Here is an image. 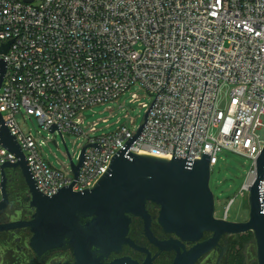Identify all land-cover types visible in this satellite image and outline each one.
Listing matches in <instances>:
<instances>
[{"label":"built area","instance_id":"2783aa9c","mask_svg":"<svg viewBox=\"0 0 264 264\" xmlns=\"http://www.w3.org/2000/svg\"><path fill=\"white\" fill-rule=\"evenodd\" d=\"M7 43L0 112L44 194L76 179L72 164L50 162L43 145L51 139L26 133L17 115H34L56 144L61 134L64 142L84 135L82 148L99 142L100 149L87 146L73 185L92 188L141 125L95 135L100 120L86 126L83 113L118 102L135 85L152 99L141 103L146 112L156 100L130 152L193 160L206 153L211 169L223 151L241 154L252 160L240 190L248 193L264 148V0H0V49ZM53 123L60 131L49 130ZM8 160L18 158L0 143V200Z\"/></svg>","mask_w":264,"mask_h":264},{"label":"water","instance_id":"95a60500","mask_svg":"<svg viewBox=\"0 0 264 264\" xmlns=\"http://www.w3.org/2000/svg\"><path fill=\"white\" fill-rule=\"evenodd\" d=\"M24 1L32 3L35 0ZM9 44L0 51L7 52ZM6 69L7 61L0 58V87ZM152 106L145 113V123L118 150L109 168L92 188L74 191L73 185L79 178L87 146L100 149L101 144H87L81 149L78 161L74 162L62 137L76 179L69 186L59 188L54 195H46L39 190L22 147L0 112V143L18 158L16 162L8 160L1 164L0 211L10 203L6 168L20 171L29 190L26 201L35 211L28 220L0 222V232L29 228L32 233L29 246L38 255L69 243L77 264H152L149 250L129 237L130 215H134L144 220V233L151 242L161 250H176L172 264H197L223 236L248 232H252L256 239L258 264H264V188L261 184L264 179V148L256 160V174L249 186L248 220L237 222L217 218L215 197L210 186V154L201 153V159L193 160L174 154L172 159H167L129 151L148 122ZM55 128L60 131L56 123L49 130L53 132ZM148 202L159 207L155 218L166 233L174 234L176 238L160 241L154 236ZM206 232L212 235L203 240ZM124 244L146 252V260L140 263L125 256L109 263L101 261L111 253L119 252ZM187 244L192 246L187 248Z\"/></svg>","mask_w":264,"mask_h":264},{"label":"rangeland","instance_id":"374dc122","mask_svg":"<svg viewBox=\"0 0 264 264\" xmlns=\"http://www.w3.org/2000/svg\"><path fill=\"white\" fill-rule=\"evenodd\" d=\"M133 92H136L139 97V100L135 102L130 101L131 93ZM151 100L150 95L145 90L138 85H135L123 94L118 102L112 101L104 104H97L85 110L83 113L85 125L87 126L94 121L100 120L95 135L111 133L123 124H127L131 128L133 125L131 121H133L134 125L138 128L143 123L146 113V108L142 107L141 103L146 102L151 104ZM227 104L228 88L226 87L221 94L220 108L225 109ZM125 115H127V117ZM103 118H108V121L103 122ZM17 120L26 133L32 132L34 136H40L41 140L44 141H46L47 138L51 139L50 141L45 142L43 145V151L48 156V160L56 167H61L63 163L71 162L67 149L70 154L74 155V161H78L82 148L81 145L86 142L84 135H81L80 137L67 135L65 142L67 146L66 149L61 136H58V144H56L52 140L53 135L40 126L34 115L32 117H29L28 115L24 117L22 114H18ZM220 158L221 160L218 164L211 169L210 178V186L215 197V216L217 218H223L225 216L227 205L232 199H234L229 208L228 220L237 222L246 221L249 218L250 211L248 193L242 196L240 190L247 181L252 166V160L246 156L227 150L220 154ZM22 179L24 180L21 174L19 180L13 185L16 187L19 186L20 188V186L23 185V182L21 181ZM9 194L10 203L5 210L0 211V222L31 219L35 211L30 207L28 202L25 201L29 195L28 187L26 193L22 197L18 196L12 190ZM10 232H13V230L0 233V264L24 263L25 259L27 261V257L22 255L23 252L19 249V246L29 250V241L32 233H29L24 229L20 230L18 233L14 232V234H11ZM12 237L21 238V241L15 242V239ZM233 239L234 237H232V235H225L224 241L227 242V251L221 255L216 249L212 250L197 264H225V261L229 257V251ZM237 248L238 246L236 249ZM243 254L245 264H258L255 236L246 244ZM172 258L173 257H169V261L165 264H170Z\"/></svg>","mask_w":264,"mask_h":264},{"label":"flooded vegetation","instance_id":"af4514ba","mask_svg":"<svg viewBox=\"0 0 264 264\" xmlns=\"http://www.w3.org/2000/svg\"><path fill=\"white\" fill-rule=\"evenodd\" d=\"M19 177H21L20 171L13 170V172L10 173L9 183H11L13 181V179H14V183H16V181L19 180ZM9 196H10V194H9ZM147 208H148L150 214L152 215L151 228H152L154 236L160 241H165V240H169L171 238H176V236L174 234L166 233L163 230V228L161 227V225L158 223L157 219L155 218V216L158 215L159 207H157L156 205H154L151 202H148ZM130 216L132 218V222L130 225L129 237L131 239H133L138 245H140L142 247H146L149 250L151 257L153 258L152 264H165L167 261H169V257H173L171 259V262H170V264H172L175 257H176V254H177L176 250H174V249L173 250H161L156 244L151 242L147 238V236L145 235V233H144V226H145L144 220L139 216H134V215H130ZM85 220H87V219H85ZM132 224L138 225L139 229L141 230V236L139 238L133 237L132 232H131ZM23 229L25 231L31 233L29 228H21V229L13 230V232H10V233L11 234H14V232L18 233L20 230H23ZM4 232H8V231H4ZM4 232H0V233H4ZM211 235H212L211 233L206 232L204 234L203 240L210 238ZM12 238L15 239V242L21 241V238H15V237H12ZM191 246H192V244L186 245L187 248H190ZM228 246H229V242H228ZM19 249L22 250V252H23L22 255L27 257V261L25 259L24 263L20 262L17 264H77V258L74 255L73 248L69 243L65 244L62 247L51 249V250L43 253L42 255H38L31 248L28 250L27 248H24V247L22 248L21 246H19ZM215 249L217 251H219L221 255H223L227 251V242L224 241V236L220 239L219 244L213 250H215ZM207 254H205V255H207ZM205 255H203L199 259V261ZM125 256H129V257L137 260L138 262L143 263L146 260L148 254L146 252L136 250L134 247H132L129 244H124L122 246V249L119 252H113L109 255V257H106V258L102 259L101 261L103 263H109L116 258L125 257ZM225 264H228V259L225 261Z\"/></svg>","mask_w":264,"mask_h":264},{"label":"trees","instance_id":"16d2710c","mask_svg":"<svg viewBox=\"0 0 264 264\" xmlns=\"http://www.w3.org/2000/svg\"><path fill=\"white\" fill-rule=\"evenodd\" d=\"M21 181L23 182V185L20 186L19 188V186L16 187L13 185L14 184V179H13V181L8 184L9 192H11L12 190L18 196L22 197L26 193L27 187L24 180L22 179ZM131 232L133 237L139 238L141 236V230L136 224H132ZM232 237H234V239L231 242L228 264H245V258L243 254L244 247L250 241V239L254 238V234L252 232H248L241 235H234V236L232 235ZM237 246L238 248L236 249Z\"/></svg>","mask_w":264,"mask_h":264},{"label":"bare ground","instance_id":"6f19581e","mask_svg":"<svg viewBox=\"0 0 264 264\" xmlns=\"http://www.w3.org/2000/svg\"><path fill=\"white\" fill-rule=\"evenodd\" d=\"M253 180V179H252Z\"/></svg>","mask_w":264,"mask_h":264}]
</instances>
